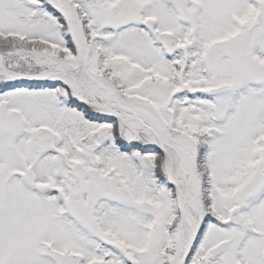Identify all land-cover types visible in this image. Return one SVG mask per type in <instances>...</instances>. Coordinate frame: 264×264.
Listing matches in <instances>:
<instances>
[{"label":"snow or ice","instance_id":"1","mask_svg":"<svg viewBox=\"0 0 264 264\" xmlns=\"http://www.w3.org/2000/svg\"><path fill=\"white\" fill-rule=\"evenodd\" d=\"M0 264H264V0H0Z\"/></svg>","mask_w":264,"mask_h":264}]
</instances>
